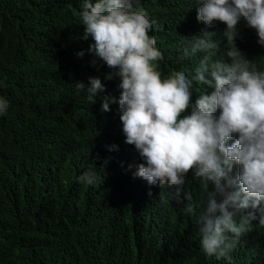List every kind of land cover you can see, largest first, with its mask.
Returning <instances> with one entry per match:
<instances>
[{
	"label": "trees",
	"instance_id": "obj_1",
	"mask_svg": "<svg viewBox=\"0 0 264 264\" xmlns=\"http://www.w3.org/2000/svg\"><path fill=\"white\" fill-rule=\"evenodd\" d=\"M133 2L152 22L162 77L194 75L207 53L184 58L183 52L191 51L195 35L204 37L201 30L212 32L218 45L211 59L228 60L226 25L197 20L202 0ZM82 5L0 0V97L9 103L0 115V264H264L259 219L230 259L208 256L197 219L210 189L188 174L177 199V186H152L134 175L142 161L125 143L119 78L105 79L107 66L90 63ZM238 32L236 47L264 71L256 31L241 19ZM89 77L105 86L94 103L75 86H87ZM193 85L194 102L202 86ZM104 96L115 98L107 112L101 111ZM85 172L95 174L94 184L78 179Z\"/></svg>",
	"mask_w": 264,
	"mask_h": 264
},
{
	"label": "clouds",
	"instance_id": "obj_2",
	"mask_svg": "<svg viewBox=\"0 0 264 264\" xmlns=\"http://www.w3.org/2000/svg\"><path fill=\"white\" fill-rule=\"evenodd\" d=\"M199 4L197 20L209 26L224 23L223 36L232 47L227 61H213L218 45L209 38L212 32L201 30L204 37L195 35L191 51L183 52L184 58L197 51L207 53L191 78L184 72L162 77V53L149 35L152 22L133 0H83L79 15L82 39H91L90 63L107 66L105 79L119 78L116 103L125 143L134 146L142 161L134 175L152 186H177V199L188 174L199 178L210 189L197 219L200 246L208 256L230 259L252 222L259 219L264 224V71L235 45L243 19L264 47V0ZM193 82L202 86L194 102ZM75 86L87 93L90 103L105 87L99 77H89L87 86L80 81ZM101 99V111H109L115 98ZM8 108V101L0 97V115ZM78 179L94 184L95 174L85 172ZM185 198L190 199L187 194ZM187 211L193 212L191 204Z\"/></svg>",
	"mask_w": 264,
	"mask_h": 264
}]
</instances>
